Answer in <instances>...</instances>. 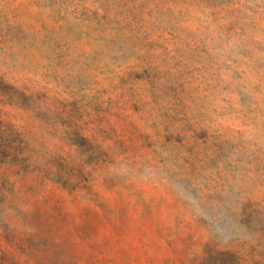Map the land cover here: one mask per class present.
<instances>
[{
	"label": "rangeland",
	"instance_id": "374dc122",
	"mask_svg": "<svg viewBox=\"0 0 264 264\" xmlns=\"http://www.w3.org/2000/svg\"><path fill=\"white\" fill-rule=\"evenodd\" d=\"M0 264H264V0H0Z\"/></svg>",
	"mask_w": 264,
	"mask_h": 264
},
{
	"label": "trees",
	"instance_id": "16d2710c",
	"mask_svg": "<svg viewBox=\"0 0 264 264\" xmlns=\"http://www.w3.org/2000/svg\"><path fill=\"white\" fill-rule=\"evenodd\" d=\"M2 83V81H0ZM1 128V127H0ZM1 131V130H0Z\"/></svg>",
	"mask_w": 264,
	"mask_h": 264
}]
</instances>
